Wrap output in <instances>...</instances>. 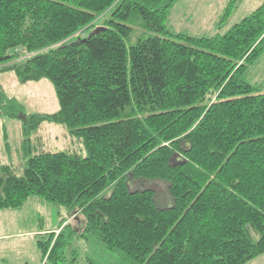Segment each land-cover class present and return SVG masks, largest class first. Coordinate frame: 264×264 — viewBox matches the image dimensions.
Masks as SVG:
<instances>
[{
  "label": "trees",
  "instance_id": "obj_1",
  "mask_svg": "<svg viewBox=\"0 0 264 264\" xmlns=\"http://www.w3.org/2000/svg\"><path fill=\"white\" fill-rule=\"evenodd\" d=\"M176 2L0 0V71L50 80L59 103L27 115L0 88V115L22 119L26 154L23 174L0 167V211L39 197L72 218L38 237L48 262L66 261L73 226L121 264L264 255V89L252 82L264 3L228 26L230 0L217 33L192 36L169 26ZM135 22L142 34L127 46ZM44 122L82 138L87 155L36 150L31 136ZM154 180L167 185L171 206H157Z\"/></svg>",
  "mask_w": 264,
  "mask_h": 264
},
{
  "label": "rangeland",
  "instance_id": "obj_2",
  "mask_svg": "<svg viewBox=\"0 0 264 264\" xmlns=\"http://www.w3.org/2000/svg\"><path fill=\"white\" fill-rule=\"evenodd\" d=\"M230 0H177L169 14V26L175 33L182 32L192 36H210L219 30V21L224 17ZM264 3V0H236L228 26L241 21ZM135 32L127 39V46L136 43L140 27L135 22ZM139 31V32H138ZM256 75L252 82L264 89V55L256 66ZM0 88L8 95L16 97L25 107L27 115L34 113H53L59 109L55 88L50 80L21 83L12 70L0 71ZM32 137V144L38 151H68L86 156L83 139L72 135L63 125L44 122ZM23 123L20 118L0 115V167L12 164L21 175L26 167L23 149ZM150 184L156 191V204L163 209L171 206L167 185L162 180ZM139 186V185H137ZM39 197L29 198L20 209L0 211V264H55L47 261L38 247L41 229H57L65 219L72 220L65 207L43 204ZM167 206V207H168ZM166 207V208H167ZM75 221V220H74ZM73 223V221H72ZM75 224H77L75 222ZM73 226L64 231L66 246L61 248L65 262L59 264H88L92 258L95 264H121L120 257L105 249L96 236L87 239L73 236ZM31 232V233H27ZM78 232V231H77ZM76 232V233H77ZM44 237V236H43ZM247 264H264V255H260Z\"/></svg>",
  "mask_w": 264,
  "mask_h": 264
},
{
  "label": "crops",
  "instance_id": "obj_3",
  "mask_svg": "<svg viewBox=\"0 0 264 264\" xmlns=\"http://www.w3.org/2000/svg\"><path fill=\"white\" fill-rule=\"evenodd\" d=\"M220 22V21H219ZM69 221H71V220H68L66 223H68ZM58 229V228H57ZM57 229H53L52 227L51 228H47V229H41V230H38V231H36L34 234H35V236H38V234L39 233H37V232H41L40 234H44V233H46V232H52V231H56V232H59V231H57ZM28 234L29 233H31V232H27Z\"/></svg>",
  "mask_w": 264,
  "mask_h": 264
}]
</instances>
